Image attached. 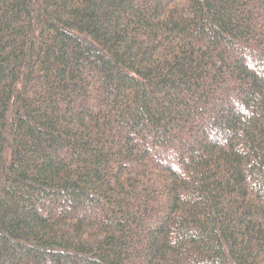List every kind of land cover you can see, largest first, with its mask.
I'll return each instance as SVG.
<instances>
[{"label": "trees", "instance_id": "16d2710c", "mask_svg": "<svg viewBox=\"0 0 264 264\" xmlns=\"http://www.w3.org/2000/svg\"><path fill=\"white\" fill-rule=\"evenodd\" d=\"M0 264H264V0H0Z\"/></svg>", "mask_w": 264, "mask_h": 264}]
</instances>
